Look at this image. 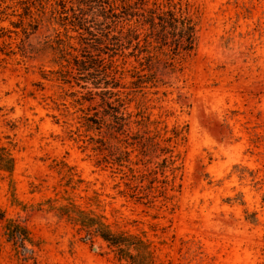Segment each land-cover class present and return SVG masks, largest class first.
Here are the masks:
<instances>
[{"label":"rangeland","instance_id":"rangeland-1","mask_svg":"<svg viewBox=\"0 0 264 264\" xmlns=\"http://www.w3.org/2000/svg\"><path fill=\"white\" fill-rule=\"evenodd\" d=\"M96 1L0 0V264H130L71 204L154 264H264V0H182L177 60L116 51Z\"/></svg>","mask_w":264,"mask_h":264},{"label":"trees","instance_id":"trees-1","mask_svg":"<svg viewBox=\"0 0 264 264\" xmlns=\"http://www.w3.org/2000/svg\"><path fill=\"white\" fill-rule=\"evenodd\" d=\"M95 3H99L98 16L103 19V26L114 33L110 40L116 51L131 47L138 59L141 55L147 59L152 58L155 51L166 55L164 51L168 50V57L177 60L190 56L197 47V16L191 6L182 0H167L165 4L154 2L151 6L146 0H98ZM127 119L122 116V120ZM14 168V157L7 149L0 147V170L12 174ZM57 213L59 217H65L79 226L87 237L102 239L130 264H154L153 253L143 240L113 231L104 216L73 204L59 207ZM7 233L9 239H20L21 242L28 237L25 230L20 231L19 227L11 225L7 227Z\"/></svg>","mask_w":264,"mask_h":264}]
</instances>
